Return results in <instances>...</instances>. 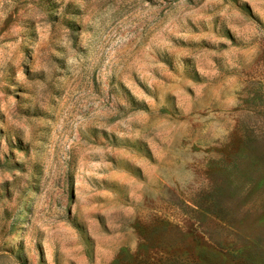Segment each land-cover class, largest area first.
Instances as JSON below:
<instances>
[{
	"label": "rangeland",
	"instance_id": "obj_1",
	"mask_svg": "<svg viewBox=\"0 0 264 264\" xmlns=\"http://www.w3.org/2000/svg\"><path fill=\"white\" fill-rule=\"evenodd\" d=\"M129 2L110 38L111 55L131 51L144 65L163 42L172 45L169 55L178 64L172 82L157 93L156 138L174 141L200 125L209 139H217L223 125L215 116L225 110L238 113L236 135L205 158L200 178H184L191 191L169 190L162 209L146 211L151 221L140 226L143 243L134 255L120 245V214L108 211L87 241H69L68 264H264V0ZM30 3L25 24L31 31L19 43L4 36L7 27L0 29V125H7L0 127V232L9 236L17 230L30 190L24 176L17 175L27 172L20 154L27 155L31 144L20 138L26 112L18 105L20 93L33 90L18 75L51 83L49 77L58 75L51 64L66 65L43 57V45L52 32L79 31L89 18L76 0ZM57 83L61 86L52 93L59 98L67 88ZM83 92L87 95V88ZM45 255L39 249L35 256L25 253L9 240L0 245V264H43Z\"/></svg>",
	"mask_w": 264,
	"mask_h": 264
},
{
	"label": "clouds",
	"instance_id": "obj_2",
	"mask_svg": "<svg viewBox=\"0 0 264 264\" xmlns=\"http://www.w3.org/2000/svg\"><path fill=\"white\" fill-rule=\"evenodd\" d=\"M76 3L88 13L87 24L79 31H54L43 45V57L50 62L56 57L66 66L51 64L58 73L49 77L51 83L18 75L33 90L20 93L18 105L26 112L20 118V138L31 144L27 155L20 154L27 172L17 175L24 176L30 190L15 234L0 232V245L9 240L33 256L39 249L46 253L43 264H68L64 253L69 241H87L90 229L108 211L120 214V245L134 255L143 243L140 226L151 221L146 211L162 209L169 190L191 191L184 178H200L205 158L236 135L238 113L225 110L215 116L223 125L217 139H209L207 128L198 125L174 141L160 142L153 133L157 93L172 82L178 67L169 55L172 45L159 44L144 65L131 51L114 57L110 38L120 23V10L132 6L129 0ZM31 7L30 0H0V29H8L4 36L19 43L31 31L25 24ZM137 43H142L139 37ZM57 81L67 88L59 98L52 93L61 86ZM9 123L16 121L9 117ZM108 259L114 261L115 251Z\"/></svg>",
	"mask_w": 264,
	"mask_h": 264
}]
</instances>
